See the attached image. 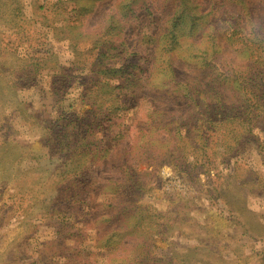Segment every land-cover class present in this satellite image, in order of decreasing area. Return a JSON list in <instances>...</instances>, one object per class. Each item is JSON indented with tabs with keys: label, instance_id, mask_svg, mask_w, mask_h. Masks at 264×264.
Segmentation results:
<instances>
[{
	"label": "rangeland",
	"instance_id": "374dc122",
	"mask_svg": "<svg viewBox=\"0 0 264 264\" xmlns=\"http://www.w3.org/2000/svg\"><path fill=\"white\" fill-rule=\"evenodd\" d=\"M121 1L0 0V264H134L127 258L131 250L119 248L117 229L111 234L122 224L142 237L151 228L157 233L153 259L143 264H264L263 119H254L252 143L233 171L217 160L212 174L195 179L190 168L134 164L145 173V191L126 200L142 209V225L133 230L129 214L110 217L106 205L115 196L99 193L113 171L101 163L114 152L112 137L119 131L116 139L131 137L140 110L118 109L109 122L101 120L80 96L93 87L85 72L80 76L82 64L105 54L108 67L129 63L149 70L162 51L151 44L177 0L161 5L162 11L141 5L154 0L130 1L120 15ZM194 3L216 15L222 10L220 0H188L187 6ZM245 4L251 23L261 15L264 26V0ZM243 28L250 31L246 22ZM60 75L71 77L61 88ZM116 91L122 93L117 104L123 103L125 92ZM88 110V140L98 149L76 159L99 169L96 191L89 178L66 174L69 162L60 155V118L75 113L85 120Z\"/></svg>",
	"mask_w": 264,
	"mask_h": 264
},
{
	"label": "trees",
	"instance_id": "16d2710c",
	"mask_svg": "<svg viewBox=\"0 0 264 264\" xmlns=\"http://www.w3.org/2000/svg\"><path fill=\"white\" fill-rule=\"evenodd\" d=\"M130 1L135 0H122L117 14L127 10ZM154 1H143L141 5L162 11L161 5L173 2ZM220 2L222 10L216 15L214 8H198L197 3L189 8L188 0H177L157 34V42L151 44L154 51H162L156 54L149 70L129 63L108 67V62H103L105 54L99 56L100 61L82 64L87 70L82 68L80 76L85 72L93 87L80 96L90 107H96L104 118L101 120L109 122L118 109L140 110L131 126V137L116 139L122 131L112 137L114 152L104 155L101 164L113 172L102 182L99 193L115 196L114 204L106 205L112 211L110 217L131 215L133 230L142 225V209L133 207L126 197L145 191V173L135 169L134 164L146 168L166 165L182 172L190 168L189 175L195 179L212 174L217 160L233 171L242 165L238 159L244 147L252 143L254 119L264 120L263 18L254 14L256 21L251 23V10L246 8L245 0ZM237 7L241 9L239 14ZM113 20V15L107 17V22ZM245 22L250 26L248 33L243 28ZM232 55L248 59L242 64ZM70 79L60 75V88ZM115 79L122 84H109ZM116 90L125 92L123 103L117 104L122 93ZM85 114V120L75 113L60 118V155L69 162L66 174L73 179L89 178L96 191L99 186L95 172L99 169H88L83 166L85 161L78 163L76 159L80 152L87 156L98 149V142L89 141L87 135V129L93 127L91 111ZM99 152L104 153L100 147ZM89 187L86 184L84 189ZM122 226L115 225L111 234L117 229L119 248L131 250L127 258L134 264L152 261L151 249L157 236L154 228L142 237L134 231H123ZM120 262L125 260L121 258Z\"/></svg>",
	"mask_w": 264,
	"mask_h": 264
}]
</instances>
